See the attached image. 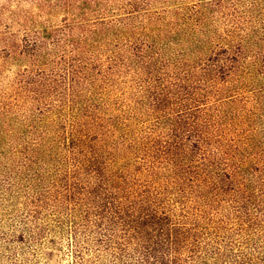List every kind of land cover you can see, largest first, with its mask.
Returning a JSON list of instances; mask_svg holds the SVG:
<instances>
[{
    "label": "trees",
    "instance_id": "obj_1",
    "mask_svg": "<svg viewBox=\"0 0 264 264\" xmlns=\"http://www.w3.org/2000/svg\"><path fill=\"white\" fill-rule=\"evenodd\" d=\"M172 1L6 41L0 264H264V0Z\"/></svg>",
    "mask_w": 264,
    "mask_h": 264
},
{
    "label": "rangeland",
    "instance_id": "obj_2",
    "mask_svg": "<svg viewBox=\"0 0 264 264\" xmlns=\"http://www.w3.org/2000/svg\"><path fill=\"white\" fill-rule=\"evenodd\" d=\"M72 1L68 0L69 3ZM187 1L191 3V0ZM179 3V0L171 2V4ZM62 5L64 3L61 0H0V85L3 88L10 85L15 74L21 71L20 64L9 59L6 41L22 39L29 29L40 30L61 24L66 18L70 19L78 13V10L73 8L66 11ZM5 104L0 103V108L5 107ZM57 241H59V252L55 261L50 262L40 255L36 263L27 264H73L68 241L62 237Z\"/></svg>",
    "mask_w": 264,
    "mask_h": 264
}]
</instances>
